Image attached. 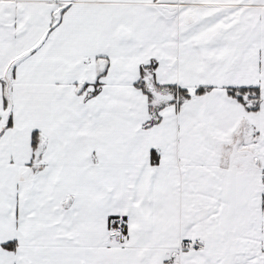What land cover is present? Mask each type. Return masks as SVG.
Segmentation results:
<instances>
[{
	"label": "snow or ice",
	"instance_id": "1",
	"mask_svg": "<svg viewBox=\"0 0 264 264\" xmlns=\"http://www.w3.org/2000/svg\"><path fill=\"white\" fill-rule=\"evenodd\" d=\"M0 264H264V0H0Z\"/></svg>",
	"mask_w": 264,
	"mask_h": 264
}]
</instances>
